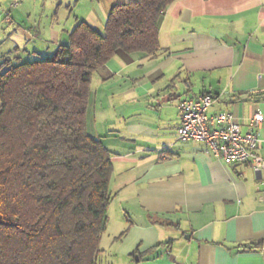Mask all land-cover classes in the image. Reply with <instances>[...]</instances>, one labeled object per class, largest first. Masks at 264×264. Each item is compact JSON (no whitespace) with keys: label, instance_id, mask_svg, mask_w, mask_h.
I'll return each instance as SVG.
<instances>
[{"label":"crops","instance_id":"0c3cea01","mask_svg":"<svg viewBox=\"0 0 264 264\" xmlns=\"http://www.w3.org/2000/svg\"><path fill=\"white\" fill-rule=\"evenodd\" d=\"M0 0V65L67 45L77 23L103 31L136 0ZM153 54L117 50L93 75L87 131L111 152L107 213L112 264H264V168L226 164L202 141L179 142L182 100L210 93L261 139L264 0H176ZM125 234L117 239L123 232Z\"/></svg>","mask_w":264,"mask_h":264},{"label":"trees","instance_id":"16d2710c","mask_svg":"<svg viewBox=\"0 0 264 264\" xmlns=\"http://www.w3.org/2000/svg\"><path fill=\"white\" fill-rule=\"evenodd\" d=\"M174 1L119 4L103 31L80 21L52 56L4 57L0 264H100L113 163L87 131L91 81L119 49L157 52L159 22Z\"/></svg>","mask_w":264,"mask_h":264},{"label":"built area","instance_id":"2783aa9c","mask_svg":"<svg viewBox=\"0 0 264 264\" xmlns=\"http://www.w3.org/2000/svg\"><path fill=\"white\" fill-rule=\"evenodd\" d=\"M16 3L14 0L13 6ZM215 100L213 94L205 93L180 102L181 124L177 140L202 141L206 145L205 151L224 163H247L255 172H261L264 168V157L259 152L261 139L254 131L243 133L241 125L227 112L210 114L209 107ZM263 119V115L256 114L250 124L258 126ZM260 199L264 201V194Z\"/></svg>","mask_w":264,"mask_h":264},{"label":"rangeland","instance_id":"374dc122","mask_svg":"<svg viewBox=\"0 0 264 264\" xmlns=\"http://www.w3.org/2000/svg\"><path fill=\"white\" fill-rule=\"evenodd\" d=\"M1 57L2 54H0V59ZM16 62H18V60H16ZM0 105H1V100H0ZM109 243H110V239L108 238V232L105 231L101 241V247L103 248V253H101L100 264H112V256L110 255V253H105V250L108 248Z\"/></svg>","mask_w":264,"mask_h":264}]
</instances>
